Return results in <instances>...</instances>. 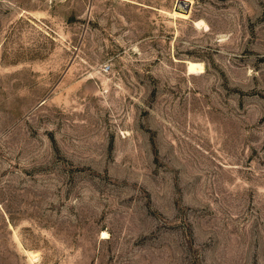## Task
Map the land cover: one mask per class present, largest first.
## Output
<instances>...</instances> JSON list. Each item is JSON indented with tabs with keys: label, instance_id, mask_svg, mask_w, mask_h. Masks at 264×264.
I'll return each instance as SVG.
<instances>
[{
	"label": "rangeland",
	"instance_id": "374dc122",
	"mask_svg": "<svg viewBox=\"0 0 264 264\" xmlns=\"http://www.w3.org/2000/svg\"><path fill=\"white\" fill-rule=\"evenodd\" d=\"M180 1L0 0V264H264V0Z\"/></svg>",
	"mask_w": 264,
	"mask_h": 264
},
{
	"label": "bare ground",
	"instance_id": "6f19581e",
	"mask_svg": "<svg viewBox=\"0 0 264 264\" xmlns=\"http://www.w3.org/2000/svg\"><path fill=\"white\" fill-rule=\"evenodd\" d=\"M179 8L181 10L180 11H175L173 13V16L178 17V18L187 19L188 18L187 14H184L183 11H182L183 10V7L182 6H179ZM196 25H198V26L201 25L200 24V21L199 22H196ZM202 28H203V26H202ZM187 69H188V73L189 74H195L196 75V74L204 73V65H203V63H200V62H194V61L193 62H187ZM106 237H107V233L104 232L103 233V238L105 239ZM31 257L34 260L36 259V255L35 256H31Z\"/></svg>",
	"mask_w": 264,
	"mask_h": 264
},
{
	"label": "water",
	"instance_id": "95a60500",
	"mask_svg": "<svg viewBox=\"0 0 264 264\" xmlns=\"http://www.w3.org/2000/svg\"><path fill=\"white\" fill-rule=\"evenodd\" d=\"M179 6H182L183 7V10L184 12H186L188 14V12L190 11V2L189 1H185V0H181L179 3H178V6L176 8L177 11H180L181 9L179 8Z\"/></svg>",
	"mask_w": 264,
	"mask_h": 264
}]
</instances>
